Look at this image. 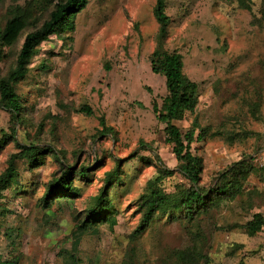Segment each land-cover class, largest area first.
I'll return each instance as SVG.
<instances>
[{
	"label": "rangeland",
	"instance_id": "rangeland-1",
	"mask_svg": "<svg viewBox=\"0 0 264 264\" xmlns=\"http://www.w3.org/2000/svg\"><path fill=\"white\" fill-rule=\"evenodd\" d=\"M47 0H0V28L16 7L32 17L19 41L6 49L0 77L15 66L28 32L48 18ZM64 1V0H63ZM166 0L171 17L165 48L183 55L184 71L199 84L194 112L176 120L186 139L198 120L204 139L192 142L203 159L201 183L208 189L236 161L253 156L256 170L234 197L226 196L190 222L177 213L158 214L135 235L138 200L159 176L160 157L177 169L166 123L153 111L162 102L166 79L154 73L150 54L157 45L156 0H88L76 14L75 29L51 35L32 57L25 79L16 84L22 121L0 107V174L21 144L50 145L30 166L17 160L16 180L0 197V261L16 264H261L264 230L245 224L264 215V0ZM88 105L92 114L79 111ZM104 118L111 131L101 124ZM15 127V132L13 131ZM196 134V135H197ZM195 135V136H196ZM120 163L121 179L111 198L117 219L78 230L85 208L103 185L105 172ZM83 166L90 181L76 177L81 195L44 207L47 184L61 167ZM167 192L189 181L178 171L157 182ZM179 216V217H177ZM190 252L188 260L180 252ZM192 252V253H191Z\"/></svg>",
	"mask_w": 264,
	"mask_h": 264
},
{
	"label": "trees",
	"instance_id": "trees-1",
	"mask_svg": "<svg viewBox=\"0 0 264 264\" xmlns=\"http://www.w3.org/2000/svg\"><path fill=\"white\" fill-rule=\"evenodd\" d=\"M47 1L53 3L54 0ZM87 1L61 0L55 2L48 18L39 27L27 33L15 66L10 69L7 75L0 77V107L11 112L14 126L23 120V104L16 91V84L27 76L31 59L37 53L38 46L53 34L74 30L76 14L86 7ZM241 3L249 7L244 0H241ZM154 16L159 23V30L156 39L157 45L150 54V63L154 73L162 74L165 77L167 94L162 97L161 103L154 98L152 107L157 118L166 123L167 141L173 146L178 166L177 169L170 168L157 156L159 176L156 181L150 182L148 190L138 200V211L141 213V218L135 229V235L141 234L158 214H171L172 217H175L179 213L183 217H187L190 222L194 221L201 212H207L209 207L218 202L220 198L234 197L239 194L244 181L251 172L256 170L253 163L254 157L249 156V158L236 161L221 172L218 182L213 187L208 189L201 183V174L204 169L203 159L192 151L191 144L195 140L204 139V133L202 130L198 134L196 133L200 125L195 119L190 132L184 139L180 127L175 124V121L183 119L187 112L195 111L200 96L199 84L186 75L183 55L176 50L171 51L165 48V39L169 35L171 21V17L166 12V0H156ZM31 17L30 10L16 7L5 26L0 28V62L7 56L6 49L19 41ZM79 111L92 114L88 105H83ZM101 124L104 126L103 132L112 130L111 127L106 126L104 118H101ZM13 129L15 132V127ZM18 146L21 148V152L11 156L7 168L0 174V197L2 191L16 180L18 159L26 158L30 166H37L43 163L44 154L49 151L48 153L53 155L57 162L62 163L60 162L61 153L50 145L18 143ZM176 171L182 174L190 184L189 186H178L175 191L167 192L157 182L164 177L172 176ZM121 173L120 163L105 172L99 193L90 199L85 208L86 218L78 227L80 232H85L105 221L110 222L112 226L117 223V219L111 215L114 212L111 191L121 179ZM91 175L92 172H89L86 166L78 170L71 165L61 167L60 175L54 176L47 184L42 196L43 206L51 207L54 197H58L57 201H61V199L80 196L81 188L74 184V180L79 177L80 180L88 182ZM244 227L249 235H255L264 230V215L261 212L255 213ZM180 254L185 260L190 258L189 251L180 252ZM0 264H16V261L5 259L1 260Z\"/></svg>",
	"mask_w": 264,
	"mask_h": 264
},
{
	"label": "built area",
	"instance_id": "built-area-1",
	"mask_svg": "<svg viewBox=\"0 0 264 264\" xmlns=\"http://www.w3.org/2000/svg\"><path fill=\"white\" fill-rule=\"evenodd\" d=\"M259 159H260V161H261L262 166H264V152L261 153ZM262 264H264V261L262 262Z\"/></svg>",
	"mask_w": 264,
	"mask_h": 264
},
{
	"label": "crops",
	"instance_id": "crops-1",
	"mask_svg": "<svg viewBox=\"0 0 264 264\" xmlns=\"http://www.w3.org/2000/svg\"><path fill=\"white\" fill-rule=\"evenodd\" d=\"M263 261H264V259H263ZM263 261H262V262H263ZM262 262H261V264H262Z\"/></svg>",
	"mask_w": 264,
	"mask_h": 264
}]
</instances>
